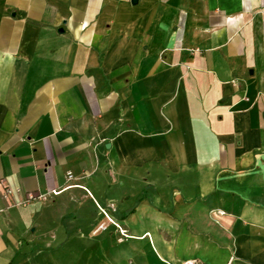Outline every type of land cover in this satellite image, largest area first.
<instances>
[{
  "label": "crops",
  "instance_id": "1",
  "mask_svg": "<svg viewBox=\"0 0 264 264\" xmlns=\"http://www.w3.org/2000/svg\"><path fill=\"white\" fill-rule=\"evenodd\" d=\"M190 259L264 264V0H0V264Z\"/></svg>",
  "mask_w": 264,
  "mask_h": 264
},
{
  "label": "built area",
  "instance_id": "2",
  "mask_svg": "<svg viewBox=\"0 0 264 264\" xmlns=\"http://www.w3.org/2000/svg\"><path fill=\"white\" fill-rule=\"evenodd\" d=\"M55 194L57 193L56 191H53ZM8 192L6 193L7 196ZM45 194L39 193V194H30L28 199H33V198H44ZM183 264H198L197 260L190 259L186 260Z\"/></svg>",
  "mask_w": 264,
  "mask_h": 264
},
{
  "label": "rangeland",
  "instance_id": "3",
  "mask_svg": "<svg viewBox=\"0 0 264 264\" xmlns=\"http://www.w3.org/2000/svg\"><path fill=\"white\" fill-rule=\"evenodd\" d=\"M69 176H72V173H70ZM100 226H103V224H100ZM117 227H118V226H117ZM121 232H122V234H124V232H123L122 230H121ZM59 254H60V255H59L60 259L63 260V256H64V255H63L62 253H59Z\"/></svg>",
  "mask_w": 264,
  "mask_h": 264
},
{
  "label": "water",
  "instance_id": "4",
  "mask_svg": "<svg viewBox=\"0 0 264 264\" xmlns=\"http://www.w3.org/2000/svg\"><path fill=\"white\" fill-rule=\"evenodd\" d=\"M133 2L135 1V0H132Z\"/></svg>",
  "mask_w": 264,
  "mask_h": 264
}]
</instances>
